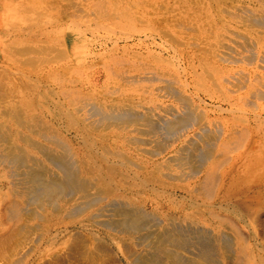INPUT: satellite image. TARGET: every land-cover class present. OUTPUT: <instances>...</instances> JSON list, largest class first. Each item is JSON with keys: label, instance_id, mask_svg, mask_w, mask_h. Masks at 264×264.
Instances as JSON below:
<instances>
[{"label": "bare ground", "instance_id": "1", "mask_svg": "<svg viewBox=\"0 0 264 264\" xmlns=\"http://www.w3.org/2000/svg\"><path fill=\"white\" fill-rule=\"evenodd\" d=\"M61 1L0 17V264H264V0Z\"/></svg>", "mask_w": 264, "mask_h": 264}, {"label": "rangeland", "instance_id": "2", "mask_svg": "<svg viewBox=\"0 0 264 264\" xmlns=\"http://www.w3.org/2000/svg\"><path fill=\"white\" fill-rule=\"evenodd\" d=\"M113 2L117 3L118 0H113ZM59 4L62 5L61 0H0V17L3 16L5 19H8L10 21L12 20L13 22L14 17L17 20H22L30 16L32 13L36 12V9L44 10V8H52L50 10L53 11L54 7H58L57 10L55 8L56 11H53L54 13H56L57 11L61 10ZM84 7L88 8V4H84ZM1 27H5L4 24L3 26L0 25V30L2 31Z\"/></svg>", "mask_w": 264, "mask_h": 264}]
</instances>
